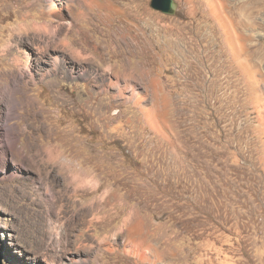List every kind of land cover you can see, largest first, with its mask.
<instances>
[{
    "label": "rangeland",
    "instance_id": "rangeland-1",
    "mask_svg": "<svg viewBox=\"0 0 264 264\" xmlns=\"http://www.w3.org/2000/svg\"><path fill=\"white\" fill-rule=\"evenodd\" d=\"M177 1L0 0L3 264H264V0Z\"/></svg>",
    "mask_w": 264,
    "mask_h": 264
},
{
    "label": "bare ground",
    "instance_id": "bare-ground-1",
    "mask_svg": "<svg viewBox=\"0 0 264 264\" xmlns=\"http://www.w3.org/2000/svg\"><path fill=\"white\" fill-rule=\"evenodd\" d=\"M18 74L19 77L16 75L17 77L14 76L13 79L10 80V82L0 84V98H9L11 102L10 106L6 110V114L3 116V126H0V146L2 148V150L0 151L1 170L4 169L5 162L8 160V157L6 155L8 150L10 148H15V144L17 143L19 138V135L12 133V128L10 127V125H8L10 117L12 115H16V105L18 103L17 93L20 91V83L23 82L24 73L20 70Z\"/></svg>",
    "mask_w": 264,
    "mask_h": 264
},
{
    "label": "crops",
    "instance_id": "crops-1",
    "mask_svg": "<svg viewBox=\"0 0 264 264\" xmlns=\"http://www.w3.org/2000/svg\"><path fill=\"white\" fill-rule=\"evenodd\" d=\"M151 94L153 102L148 109L143 110L145 124L156 134H173L175 122L171 120V94L165 89L153 91Z\"/></svg>",
    "mask_w": 264,
    "mask_h": 264
},
{
    "label": "water",
    "instance_id": "water-1",
    "mask_svg": "<svg viewBox=\"0 0 264 264\" xmlns=\"http://www.w3.org/2000/svg\"><path fill=\"white\" fill-rule=\"evenodd\" d=\"M151 5L155 10L161 11L166 15H175L179 2L177 0H151ZM3 255L0 252V264H3Z\"/></svg>",
    "mask_w": 264,
    "mask_h": 264
}]
</instances>
